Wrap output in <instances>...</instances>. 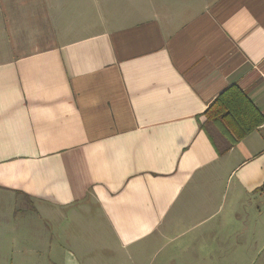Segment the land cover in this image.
Segmentation results:
<instances>
[{
    "label": "crops",
    "instance_id": "obj_1",
    "mask_svg": "<svg viewBox=\"0 0 264 264\" xmlns=\"http://www.w3.org/2000/svg\"><path fill=\"white\" fill-rule=\"evenodd\" d=\"M229 85L264 116V0H0L1 246L132 264L264 222V122H205Z\"/></svg>",
    "mask_w": 264,
    "mask_h": 264
},
{
    "label": "rangeland",
    "instance_id": "obj_2",
    "mask_svg": "<svg viewBox=\"0 0 264 264\" xmlns=\"http://www.w3.org/2000/svg\"><path fill=\"white\" fill-rule=\"evenodd\" d=\"M25 201V204L17 208L24 210L33 207L28 200ZM2 218L3 214L0 211V221ZM44 225L47 228V225ZM195 234L198 237L195 238V245L191 247L184 248L183 243L188 240L186 237L184 239L179 237L172 245L165 247L164 254L155 255L153 258L149 256L146 258L145 255L132 264H264V222H252L247 230L238 226L233 230L199 231ZM41 243L29 241L24 243L17 240L11 246H1L0 241V264H61L60 249L55 250L57 254L54 253L52 258L47 242ZM168 250L174 255L172 258L167 254ZM161 256L168 260L161 259ZM105 259H108L107 255ZM126 261L109 260L102 264H131L129 260Z\"/></svg>",
    "mask_w": 264,
    "mask_h": 264
},
{
    "label": "trees",
    "instance_id": "obj_3",
    "mask_svg": "<svg viewBox=\"0 0 264 264\" xmlns=\"http://www.w3.org/2000/svg\"><path fill=\"white\" fill-rule=\"evenodd\" d=\"M205 122L218 126L229 143H234L264 122L247 93L235 85L221 90L204 110Z\"/></svg>",
    "mask_w": 264,
    "mask_h": 264
}]
</instances>
